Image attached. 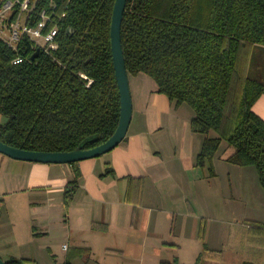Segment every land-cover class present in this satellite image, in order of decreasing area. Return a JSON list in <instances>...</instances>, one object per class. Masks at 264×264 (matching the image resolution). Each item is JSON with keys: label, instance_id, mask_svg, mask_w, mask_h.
I'll return each mask as SVG.
<instances>
[{"label": "trees", "instance_id": "16d2710c", "mask_svg": "<svg viewBox=\"0 0 264 264\" xmlns=\"http://www.w3.org/2000/svg\"><path fill=\"white\" fill-rule=\"evenodd\" d=\"M54 1L65 12L57 49L32 58L28 38L15 49L0 39V140L37 151L88 149L106 141L120 117L110 42L115 0ZM121 42L128 76L147 74L158 92L193 109L191 129L205 135L196 163L213 172L225 140L233 147L227 161L255 166L264 189V119L252 109L264 81L247 73L253 46L264 47V0H127ZM78 174L66 185V205Z\"/></svg>", "mask_w": 264, "mask_h": 264}, {"label": "crops", "instance_id": "0c3cea01", "mask_svg": "<svg viewBox=\"0 0 264 264\" xmlns=\"http://www.w3.org/2000/svg\"><path fill=\"white\" fill-rule=\"evenodd\" d=\"M129 85L131 122L110 151L72 163L0 153V199L29 212V227L9 214L0 219L5 261L13 255L43 264L38 255L45 252L50 257L44 264H194L201 256L206 264H245L264 249V235L257 233L264 215L250 218L259 222L250 226L243 222L248 218L228 219L221 215L224 206L213 207V200L232 199L260 206L259 184L215 182L217 170L196 163L204 136L191 129L193 109L158 92L145 73L129 75ZM252 109L264 119V95ZM232 152L226 145L221 159ZM235 166L227 174L254 176L252 169ZM107 167L113 172L103 175ZM76 172L78 184L66 205L64 191ZM8 243L20 254L7 252Z\"/></svg>", "mask_w": 264, "mask_h": 264}, {"label": "water", "instance_id": "95a60500", "mask_svg": "<svg viewBox=\"0 0 264 264\" xmlns=\"http://www.w3.org/2000/svg\"><path fill=\"white\" fill-rule=\"evenodd\" d=\"M127 0H115L110 24V42L115 78L120 95V117L114 133L103 143L92 148H77L71 151H37L11 146L0 140V153L11 158L44 162V163H72L78 160L99 156L110 151L125 137L132 118L133 104L126 69L125 57L121 42V24ZM39 53L36 48L32 54L35 58ZM0 264H7L0 256Z\"/></svg>", "mask_w": 264, "mask_h": 264}, {"label": "rangeland", "instance_id": "374dc122", "mask_svg": "<svg viewBox=\"0 0 264 264\" xmlns=\"http://www.w3.org/2000/svg\"><path fill=\"white\" fill-rule=\"evenodd\" d=\"M247 73L251 77L264 81V47L263 46H259V45L253 46L251 53H250L249 64L247 66ZM185 104L189 107V109H192L189 106V104L187 103ZM201 135L202 137L205 136L204 134H201ZM210 135L213 136L215 135V133L211 132ZM226 145H228L227 142L225 140H222L219 148L217 149L216 153L214 154L211 160V165L213 166V170L216 169L218 172V178L214 181L222 184L223 187L224 185H230L231 183L237 184L238 182H243V181L258 183L263 193L262 198L264 199V189L259 182L258 174H257V170L255 166H252V165L245 166V167H248L249 169H252V171H254L253 177H251V173H248V174H245L243 178L237 179L235 175L230 176L229 174H227L228 171L232 170V167H236L235 166L236 164H233L231 162H228L227 160L221 159V156L224 153V149ZM231 148L233 149L232 146ZM263 201L261 202L260 206L254 205L253 207H251L250 205L241 206L240 202H238L235 199H232L229 202H225V201L218 202L217 200H213V207L214 205H217L221 209V206H224L223 211L221 210V215L226 213V217L228 219L234 218V219L241 220L244 218H248L247 220H244L243 222L250 226H257L259 222L254 221V219H250V218H255L254 216H256L257 213L264 215V202ZM11 203H13V201H10L9 199L8 203H6L5 205L3 201L0 199V219H4L8 217V214H9L10 217L13 218V220L20 221V222L24 221L27 227H29V223L27 222L29 219V212L26 210V208H23L21 204L16 205L14 208L13 206H10ZM225 208L226 210L224 211ZM17 228L20 229L19 230L20 232L24 231L23 224L17 225ZM19 231L17 233L21 235ZM8 236L9 235L5 236L6 238L5 241L10 242ZM213 239H215V237H213ZM1 242H4V241H1ZM5 249L8 250L7 252H11L10 254H16V255H19L20 253L18 252L21 251V249L18 250V247L11 245V243H8ZM2 252H3L2 247H0V256L2 259L8 256L6 253L4 254ZM38 256L43 261V264L44 262H46L47 257H50L48 253H45V252L39 254ZM253 256L249 255V258H253V259H249L250 261L246 260L248 263H245V264H264V249L260 250L259 252L255 250L253 253ZM14 257H18V256H14ZM207 260H208L207 257H202V256L200 258L197 257L194 264H206Z\"/></svg>", "mask_w": 264, "mask_h": 264}, {"label": "built area", "instance_id": "2783aa9c", "mask_svg": "<svg viewBox=\"0 0 264 264\" xmlns=\"http://www.w3.org/2000/svg\"><path fill=\"white\" fill-rule=\"evenodd\" d=\"M0 0V39L16 48L23 38L32 41L33 48L46 51L57 49L59 26L65 16L58 3L49 0ZM22 61L16 57L13 63ZM65 247V245H64Z\"/></svg>", "mask_w": 264, "mask_h": 264}]
</instances>
